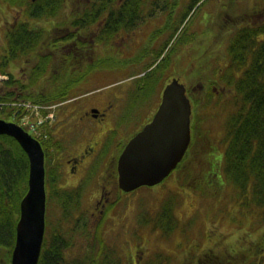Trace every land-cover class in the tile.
I'll use <instances>...</instances> for the list:
<instances>
[{"label": "rangeland", "instance_id": "rangeland-1", "mask_svg": "<svg viewBox=\"0 0 264 264\" xmlns=\"http://www.w3.org/2000/svg\"><path fill=\"white\" fill-rule=\"evenodd\" d=\"M86 1L69 0L68 13L75 9L74 3L81 2L85 5L84 2ZM148 1L146 0L145 7ZM150 1H153L157 7L166 6L169 8L163 13L159 9H152L154 15L144 17L137 25L138 33H133L134 37L124 44L121 45L123 37L122 39L118 38L119 41L121 40V46H118L120 57L139 55L152 41L146 56L141 57L143 60L133 62L134 58H117L120 61L118 67L106 66L105 69H93L78 84H71L72 80L70 83L71 92L66 89L67 93L65 94L63 90L62 95L59 96L60 98L54 99L55 102L62 103L61 105H81L85 107V104L90 101L91 94L100 95L103 93L95 98L99 107H105L109 103V99L115 105V110L122 111L121 114L116 115L113 119L111 118L113 124L107 123L106 118L94 119L91 123H87L81 115L84 129L81 130L79 135L75 131L77 129L70 127L67 130V127L64 126L63 130H60L59 137L64 141L65 150L59 154V157L62 159V163L67 158L66 170L63 167L66 175L64 173L65 178L63 177V180L60 181L62 183L64 180H68L69 183L65 182L66 185H69L66 186L68 189L80 186L81 192L78 205L74 204L73 214L65 216L66 219H63L62 200H60V205L52 194L54 186L51 185V191H49L51 198L48 199L47 216L55 222L59 221L61 216L63 221L60 231L66 236L73 237L72 245L70 244L71 254L87 257L86 263L88 264L106 263L105 252H108L113 264H117L118 259L123 260L122 264H179V262H182L184 255H188L190 261L197 262L204 247H213L212 253L217 254L222 253L221 250H229L230 254L241 257L246 250L245 248L249 246L250 236L255 235V231L249 229V226L254 225L257 228L263 221L264 206L257 207V204L252 202L250 197L247 200L244 195L239 194L237 196V192L240 190L229 181L225 171H221L223 173L221 178L217 176L218 172H215L216 174L213 172L212 167L218 161V158L223 159L225 157V141L227 138L225 129L229 116L234 111L233 106H230L226 100L232 98L233 101L234 91L229 79H225L227 82L224 84L221 81L208 82L202 69L201 75L198 73V67L202 64L200 59L206 58L214 50H217L216 55H220L219 51L222 48L226 51L227 44L223 42V34L226 29L232 28L234 30L237 28L239 25L237 21L250 19V21L258 22L264 20V0H202L203 3H198L183 23L180 19L191 0H179L180 5L174 11V25L171 28L169 26L166 32H159L160 34L156 33L154 36L152 35L153 31L166 24L170 8L175 0ZM148 6H152V4L150 3ZM243 9V12H248H245L244 16L238 15L237 13ZM21 13L18 8L4 7L0 19V47L5 46L8 27L14 21L17 22L20 18L26 16L25 14L22 17ZM63 21L60 25H57L56 19L51 22L46 21L47 32L44 28V41L56 39V42H58L65 36L64 34L72 27V17L69 15ZM37 22L44 23L43 21ZM89 25L87 28L89 30L85 36L86 41L92 42L94 40L98 43L101 39H104L102 34L105 32V26H98L97 22H89ZM184 26L185 31L188 33L196 31V39L185 41L183 35L184 41L183 43L177 42L175 51L171 52L169 50V52H166V49L163 50L161 47L164 46L165 41L171 38L167 42L169 44L173 39L171 31L177 28L176 34H178ZM62 45V52H58L59 55L54 54L52 69L56 58H65L67 53H74L72 45L68 43ZM107 48L108 45L101 41L96 47L95 56L90 55L88 58L80 59L87 62V64L91 63L98 56H107L109 54ZM47 50L48 45L45 44L41 48L42 54ZM161 54L166 55L167 59L171 58V60L168 64H164L160 80L156 86L148 91L138 88L139 75L145 70V64L153 59L161 60ZM218 60L224 64L231 61L230 58H218ZM37 62L38 60L34 61V63ZM73 64L82 69L86 63L80 64L79 61H75ZM26 68L25 63L17 62V66L14 67L15 75L20 78L23 75L28 77L29 72L25 71ZM141 71L142 73H140ZM72 74L75 76V71ZM217 75L219 78L224 79L222 72ZM174 77L187 85L193 104L191 118L192 142L189 147V154L160 185L141 186L129 191V193L121 192L118 186L116 192L111 195V200L103 199L104 186L101 183H103V173L109 166L110 157L117 156L120 151L122 152L130 136L148 122L158 106L165 83ZM38 82L46 83L42 79H38ZM41 90H44V87ZM202 91L205 95L202 94ZM98 92L101 93L98 94ZM211 92L216 95L213 96ZM70 94L80 98L74 102H67L71 100L72 95ZM62 96H65V98H61ZM196 96H199L201 101L206 98L205 104H202V102L196 104ZM60 108L62 109V106ZM74 121L78 123V120ZM111 125L114 127H111ZM99 127H104L99 133V136L101 135L99 138L101 140L103 138V141H98L99 147L97 150L92 151L93 158L80 171V175L72 174L70 172L71 165L68 162V157L72 156L70 152L72 153L77 148L82 136L94 137V131ZM81 128V124H79L78 130ZM212 139L216 143H213ZM116 142L118 145L115 144ZM210 166L212 167L210 168ZM51 167H49L48 173H51ZM110 167H115V164H111ZM217 170H219V166ZM206 173L207 178L204 177ZM110 177L109 174L107 183L111 182ZM210 197L217 202H212ZM103 200L106 203H103ZM168 205L176 213L175 218L178 223L171 229L173 223L171 221L170 229L165 232L163 223L168 222V218L162 217V214ZM249 207H251L250 211L248 210ZM255 210H257V213L252 214L250 220L249 213ZM229 214L232 217L243 216L239 219L242 223L239 224L238 221L228 217ZM219 219L220 222L218 223ZM227 222L232 224L230 233H228V230L231 226ZM215 226H219V228ZM251 239L253 241L256 238L251 237ZM103 240L104 252L100 260H95V257L84 254L88 252V243L97 242L99 244ZM12 253L13 249H3L0 253V264H3L2 259L5 260V264H8L10 260L11 264ZM194 255L198 256L193 258ZM216 256L211 255L207 259L205 257L202 264H219L227 260L226 256ZM258 258L259 256L254 260L257 261ZM238 263L242 264L241 260Z\"/></svg>", "mask_w": 264, "mask_h": 264}, {"label": "trees", "instance_id": "trees-1", "mask_svg": "<svg viewBox=\"0 0 264 264\" xmlns=\"http://www.w3.org/2000/svg\"><path fill=\"white\" fill-rule=\"evenodd\" d=\"M115 1L117 0H88L84 2L85 5L81 2L72 3L74 6H80L81 8L84 5V8L79 13L75 9L68 13L69 0H0V19L5 6L18 8L21 10L22 15L26 14L28 17L20 18L8 27L5 46L0 47V71L7 75L0 84V114L8 112L6 102H10L15 98H28L43 103L54 102V99L60 98L59 96L62 95L63 90V93H67L66 89H68L67 87L70 86L72 80L71 84H78L93 69H105L106 66L118 67L120 61L117 58H113L114 54L112 58L110 54L98 56L87 64L80 58L72 57V53H67L65 58H56L52 69L55 50L62 52V44H70L72 36H65L64 39H68L67 41L59 40L56 42V39L44 41L46 21L51 22L56 19L57 25H60L70 15L72 17V25L97 22L103 15V11H101L104 8L103 6L115 8L117 7ZM145 1L136 0L133 4L123 2L119 7V21L115 20V14H109L104 22L105 24H102L106 27L105 32L102 34L104 37V39H101L102 42L113 45L115 42L111 40H115L118 33H133L135 25L144 17H148L147 12H143V7L146 5ZM201 1L191 0L189 2L185 13L180 19L181 23L187 19L198 3H203ZM178 3L179 0H175V3L170 8L166 24L155 29L153 36L159 32H166L169 26L171 28L174 25V11ZM243 11L244 9L237 14L244 16L245 12H248ZM37 21H43L45 26L39 25L40 22ZM108 21L114 24L107 25ZM238 22L237 28L232 30L229 27L230 29H226L223 34V42L227 44L226 51L222 48L219 51L220 55H216L217 50H214L206 58L200 59L202 64L198 67V73L201 75L202 69L205 72L206 80L212 83L221 81L224 84L229 79L234 91L233 101L232 98L226 100L230 106H233L234 111L230 114L225 129L227 132L225 157L223 159L218 158V161L210 168L212 167L214 173L218 172L217 176L219 178L223 177L221 171H225L229 181L240 190L237 192V196L239 194L241 196L244 195L247 200L250 197L252 202L257 204V207H260L264 206V20L255 22L254 20L244 19L237 21V24ZM176 29L171 31V37L175 33L174 41L169 44L167 42L171 38L165 41V44H167L166 46L164 44V46L168 52L169 50L171 52L176 50L177 42L183 43L184 40L193 41L196 39V31L188 33L185 31L184 26L176 34ZM183 35L185 36L184 40ZM151 39L153 38L151 37ZM151 43L152 41L148 45L151 46ZM45 44L48 45L47 51L51 53L46 51L42 54L41 48ZM149 46L145 47L146 49H143L137 55L140 58H134L132 61H142L143 58L141 57L146 56ZM164 46L161 47L163 50L165 49ZM161 56V60L153 59L154 62L151 60L145 64V70L143 73L141 71L140 73L142 74L139 75L138 88L148 91L156 86L160 80L164 64H168L171 60V58L167 59L166 55L161 54ZM218 58H230L231 61L224 64L220 63ZM35 60H38V62L34 63ZM75 61H79L80 64H86L80 69L76 67V64H73ZM17 62L27 65L25 71L29 72L28 77L23 75L20 78L15 75L14 67L17 66ZM74 71L75 76L72 74ZM220 72H222L224 79L218 77L217 74ZM38 79H42L46 83L38 82ZM43 87L44 90H41ZM202 94H204L203 91ZM211 94L213 96L216 95L214 92H211ZM61 98H65V96ZM205 101L206 98L201 101L199 96L195 97L196 104L201 102L205 104ZM212 140L213 143H216L214 139ZM43 145L48 157L47 163H51L52 166L51 173H48L47 184H49V191H51L50 187L53 185L52 194L60 205V200H62L63 219H66L64 218L65 216L73 214L74 204L78 205L81 188L79 186L68 189L60 181L63 180L64 173H66L63 169V164L56 159L58 152L63 147L62 141L59 139L54 140L52 134L49 137H45ZM189 152L188 148L184 158ZM184 158L180 161L181 163L185 160ZM218 166L219 170H217ZM29 167L28 155L20 143L10 135L0 134V253L5 248L10 250L14 248L17 234L16 226L20 215V201L28 190ZM204 177L207 178V173ZM211 201L217 202L213 198ZM248 210L250 211L251 207ZM256 213L257 210L249 213L250 220ZM175 215L176 213H174L170 205L164 209L162 217L168 218V222L163 223L165 232L170 229L171 221L173 222L171 229L177 225L178 222ZM228 217L238 221L239 224L242 223L239 221L240 217H243L241 215L232 217L229 214ZM59 218V221L55 222V220L47 216V233L38 264H88L86 263L87 257L83 255L73 256L71 254L70 244L72 245L73 237L66 236L60 231L63 219L61 216ZM228 225L231 226L228 230V233H230L232 224L228 223ZM215 227L219 228V226ZM223 228L227 229L226 227ZM262 228H264V219L257 228L254 225L249 226V229L255 231V235L250 236L249 246L245 248L246 250L241 257L230 254L229 250L219 249L222 253H212L213 247H204L197 262L190 261L188 255H184L182 262H179V264H202L203 259L205 257L207 259L211 255L227 257V260L219 264H239V260H241L242 264H264V229L261 230ZM251 237L256 239L252 241ZM103 244L104 240L99 244L97 242L89 243L88 252L84 254L95 257V260H100L104 252ZM202 245L204 244L202 243ZM197 256L194 255L193 258ZM257 256L259 258L255 261L254 259ZM105 257L107 261L104 264H113L108 252H105ZM122 261L120 259L117 260L119 264H122ZM2 262L5 264L4 259H2ZM8 264H10V260Z\"/></svg>", "mask_w": 264, "mask_h": 264}, {"label": "water", "instance_id": "water-1", "mask_svg": "<svg viewBox=\"0 0 264 264\" xmlns=\"http://www.w3.org/2000/svg\"><path fill=\"white\" fill-rule=\"evenodd\" d=\"M192 102L184 82L174 77L164 87L153 117L126 143L118 160L124 190L161 182L191 143ZM14 136L30 159L29 188L21 200L11 264H38L46 230V169L41 143L20 125L0 118V134Z\"/></svg>", "mask_w": 264, "mask_h": 264}, {"label": "bare ground", "instance_id": "bare-ground-1", "mask_svg": "<svg viewBox=\"0 0 264 264\" xmlns=\"http://www.w3.org/2000/svg\"><path fill=\"white\" fill-rule=\"evenodd\" d=\"M33 1H36V0H33ZM22 17H23V15H22ZM23 18H25V17H23ZM39 25L45 26L44 23H40ZM46 32H47V29H46ZM55 51L57 54H58V52H61L60 50H55ZM6 77H7V75L0 71V84L2 83L3 79H5ZM67 88L69 89V91H71L70 86ZM0 89H1V85H0ZM70 95H72L71 100H68L67 102H74L78 99L77 98L78 96H75L73 94H70ZM2 103H5V102H2ZM6 104L8 105V112H4V114L1 113L0 118H4L10 122H14V123H17L18 125H20L34 139L38 140L43 147L44 154H45L46 188H47V205H48L49 184H47V183H48V169L51 166V163H47L48 157L46 155L45 148L43 145V142L45 141L44 133H46L48 137L53 134L54 140H56V139L61 140V138L59 137V132L61 129L63 130V128L65 126V127H67L66 128L67 130H69V127L72 129H77L75 131H77L78 135H79L81 130L84 129L82 126L83 122H82L81 117H80L81 113L78 114V111L76 109H74V111H75L74 114H72L71 116H68V113L70 112L68 110V105H61L62 103L55 102V101L49 102V103H43V102L34 101L32 99H28V98H15V99L11 100L10 102H6ZM61 106H62V109L60 108ZM6 117H9L12 119H8ZM74 120H78V123ZM71 121H73V123H71ZM86 122L90 123L89 120H86ZM79 124H81V127H82L80 130H78ZM4 134H6V133H4ZM135 134L136 133L132 134L130 136V138H132ZM7 135H9V134H7ZM10 136H12V135H10ZM72 136H74V135H72ZM98 136H99V134H98ZM103 136H104V134H103ZM12 137H14V136H12ZM76 139H77V137H76ZM102 141H103V138H102ZM18 143H20V142L18 141ZM62 143H63V147H62L61 151L58 152V156L56 159L59 160L61 162V164H63V167H65V170H66L67 166H65V164H66L67 158H66V160H64V163H62V161H61L62 159L59 157L60 156L59 154L65 150L64 141H62ZM115 144L118 145L117 142ZM20 145H21V143H20ZM70 154H72V153L70 152ZM27 155H28V153H27ZM119 157H120V153L117 156H111L110 161L108 162L109 166L106 168V171H104V173H103L104 174L103 177L105 179H108L109 174L111 175V177H110L111 182L107 183L105 185L106 191H109L110 200L112 199L111 195H113L116 192L118 186L121 189V192L129 193V191L124 190L119 185V183H120L119 182V174H118ZM28 158H29V155H28ZM92 158H93V156H92ZM91 159L88 161V163H90ZM113 163L115 164V167L112 168V167H110V165ZM29 165H30V159H29ZM29 174H30V167H29ZM75 174L80 175L79 172H76ZM65 175H66V173H65ZM164 179L161 182H158L154 185L144 184L141 186H145V187L158 186L164 181ZM28 180H29V177H28ZM65 182L69 183L68 180L67 181L64 180L63 183L65 184ZM64 186H69V185L65 184ZM28 188H29V182H28ZM98 188H99V186H98ZM130 191H133V190H130ZM119 195H120V193H119ZM20 213H21V201H20ZM19 217H20V215H19ZM46 233H47V206H46L45 236H46Z\"/></svg>", "mask_w": 264, "mask_h": 264}, {"label": "flooded vegetation", "instance_id": "flooded-vegetation-1", "mask_svg": "<svg viewBox=\"0 0 264 264\" xmlns=\"http://www.w3.org/2000/svg\"><path fill=\"white\" fill-rule=\"evenodd\" d=\"M88 1V0H87ZM136 0H117L115 1L116 3V6L115 8H112L110 6H104V8L101 10L103 11V15L101 16V18L97 21V24L98 26L99 25H102V24H105V20L107 19L108 15L113 13L115 14V20L116 21H119L120 20V10H119V7L122 5L123 2H130V3H134ZM74 3V2H73ZM79 3V2H77ZM146 3V1H145ZM152 4L153 8H151L152 6H148V4ZM75 4V3H74ZM180 5V3L178 4ZM178 5H176L175 9L178 7ZM75 10L77 11V13L81 12L82 9L84 8H81L80 6H74ZM152 9H159L162 13L167 11V7L166 6H155L153 1L151 2L150 0L148 1L147 3V6L143 7V12H147V15L149 16L150 14L151 15H154V11ZM116 23V22H115ZM114 23L108 21L107 22V25H112ZM138 25V24H137ZM137 25H135L134 27V32L135 34L138 33L139 29L137 27ZM89 23H86V24H73L72 27L70 29H68V32L65 33L64 35L67 36V35H71L72 38L70 40V44L69 45H72V51L74 52L72 54V57L74 58H88L90 55H95V50H96V47L97 45H99L101 43L102 40H100L98 43L96 41H86L85 39V36H86V32L89 30L87 29L89 27ZM133 33L131 32H127L125 35H122L121 33H118L115 40H111V41H114L115 44H108V43H105L106 45H108V48H107V51L108 53L111 55V58H112V55L114 54L115 56L113 58H138L137 55H134V56H131V57H120L118 55V52L120 51V49L118 48V46L120 45L121 43V40L119 41V39H122L123 37V41L121 43L124 44L126 41H128L129 39H131L132 37H134ZM63 36L60 41H67L68 39H64ZM139 38V37H137ZM136 39V38H134ZM110 41V42H111ZM117 42V44H116ZM97 43V44H95ZM120 45V46H121ZM119 46V47H120ZM74 55L76 56H79V57H75ZM101 92H98V94H100ZM103 94V93H102ZM100 94V95H102ZM188 94H189V91H188ZM100 95H97V94H91V98H90V101L87 102L85 104V107L79 105V106H73V105H68V110L70 111L68 113V116H71L72 114H74V109H76L78 111V114L81 113V115L86 118V120H89V122L91 123L92 120L94 119H104L106 118V122L107 123H111V120L118 114L121 113L122 110H115L114 109V104L108 99L109 103L105 106V107H99L97 104V102L95 101V98H98V96ZM77 98H80V97H77ZM193 105V104H192ZM157 109V108H156ZM154 110V109H153ZM155 112V111H154ZM153 112V114H154ZM192 112H193V106H192ZM152 114V115H153ZM192 115V113H191ZM8 119H12V118H9V117H6ZM112 118V119H111ZM149 121V120H148ZM71 123H73V121H71ZM113 124V123H111ZM111 127H114L113 125H111ZM101 129H104V127L102 128H97L95 131H94V134L95 136L94 137H85V136H82V140L80 142V144L77 146V148L72 151V156L71 157H68V162L69 164L71 165L70 168H71V173L72 174H75L76 172H79L86 167V164L88 163V161L92 158L93 154L92 151L94 150H97V148L99 147V143L98 141H102L98 136L96 138V135L100 133V131H102ZM85 135V134H83ZM96 138V140H95ZM181 163V162H180ZM179 163V164H180ZM178 164V166H179ZM65 166H67L65 164ZM103 183H101L102 186H104V192H103V199L105 198L107 201L110 200V195H109V191H106V184L109 180L105 179L103 177L102 179ZM105 202V200H103V203ZM106 203V202H105Z\"/></svg>", "mask_w": 264, "mask_h": 264}]
</instances>
